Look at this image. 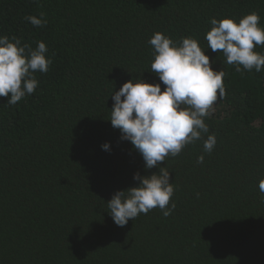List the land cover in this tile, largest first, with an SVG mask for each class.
Here are the masks:
<instances>
[{
    "label": "trees",
    "instance_id": "16d2710c",
    "mask_svg": "<svg viewBox=\"0 0 264 264\" xmlns=\"http://www.w3.org/2000/svg\"><path fill=\"white\" fill-rule=\"evenodd\" d=\"M41 12L45 26L25 20ZM252 12L264 28V0H0V36L42 41L53 61L17 105L0 97V264H264V71L237 72L205 39L212 18ZM157 32L196 38L226 72L225 96L209 133L160 165L172 214L157 207L119 227L107 203L159 169L112 126L111 96L134 79L164 90L151 72Z\"/></svg>",
    "mask_w": 264,
    "mask_h": 264
},
{
    "label": "clouds",
    "instance_id": "9594fccd",
    "mask_svg": "<svg viewBox=\"0 0 264 264\" xmlns=\"http://www.w3.org/2000/svg\"><path fill=\"white\" fill-rule=\"evenodd\" d=\"M36 27L45 26L46 14L41 12L25 17ZM211 30L206 33L207 49L222 53L224 63L234 65L237 72L264 71V28L260 16L252 12L237 23L232 18L210 20ZM153 47L154 61L151 72L161 83L150 84L143 79L130 80L111 96L112 126L121 132L122 140L130 141L142 156L147 170L158 168L159 173L142 177L135 174L138 187L116 192L107 203L114 223L124 227L140 214L159 208L164 217L174 211L170 204L175 194L171 173L161 167L168 157H177L182 150L203 139L209 133L205 117L214 111L213 105L225 96L224 70L215 71L210 57L205 55L199 41L193 37L181 38L179 43L170 36L157 32L148 41ZM33 49L21 39L0 36V97H8V104L17 105L39 87L35 73L46 74L53 61L47 58L48 48L42 41ZM217 144L215 134L203 140V150L210 154ZM102 149L110 151L109 143ZM204 162L200 155L197 163ZM264 194V180L259 182Z\"/></svg>",
    "mask_w": 264,
    "mask_h": 264
}]
</instances>
